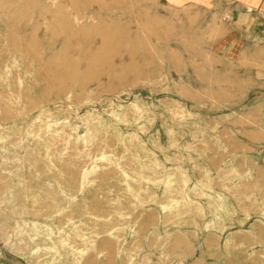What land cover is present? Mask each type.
<instances>
[{
	"label": "rangeland",
	"instance_id": "obj_1",
	"mask_svg": "<svg viewBox=\"0 0 264 264\" xmlns=\"http://www.w3.org/2000/svg\"><path fill=\"white\" fill-rule=\"evenodd\" d=\"M8 1L0 264H264L263 59L160 0Z\"/></svg>",
	"mask_w": 264,
	"mask_h": 264
},
{
	"label": "crops",
	"instance_id": "obj_2",
	"mask_svg": "<svg viewBox=\"0 0 264 264\" xmlns=\"http://www.w3.org/2000/svg\"><path fill=\"white\" fill-rule=\"evenodd\" d=\"M160 1L169 7L191 8L205 15L208 20L202 25V32L207 31L209 35L210 30L216 31L210 53H224L232 62L251 56L264 62V0ZM214 19L218 22L214 23Z\"/></svg>",
	"mask_w": 264,
	"mask_h": 264
},
{
	"label": "bare ground",
	"instance_id": "obj_3",
	"mask_svg": "<svg viewBox=\"0 0 264 264\" xmlns=\"http://www.w3.org/2000/svg\"><path fill=\"white\" fill-rule=\"evenodd\" d=\"M99 1V0H97ZM16 2L13 3V5H15ZM9 4V1L8 0H0V6L2 7H8ZM62 6L60 5L58 7V9L56 10L55 13H52V18L53 20H56V21H59L62 20ZM63 23V26L67 29H71V31H76L77 33L79 32V30L76 28V27H73L71 25H69L68 22H62ZM97 26V25H96ZM48 28H51V27H48ZM103 29H104V35H102V42L105 43V41L108 40V37L109 35H111V32H112V28L111 26H103ZM49 30V29H48ZM66 29H63V32H65ZM75 34L74 36H77L79 34ZM83 36H88L90 37L91 34H89L88 32H85V34ZM71 40H72V37L71 35L68 37L67 39V42L70 44L71 43ZM67 53V52H65ZM79 53H91L90 51H79ZM95 57H92L91 59L87 60V63H86V66H87V69L84 73H82L79 68L72 71V73L70 74H66V75H57L55 77H53L52 79L59 82L60 84H62L65 89L68 88L67 84L69 82H73V83H77V82H84V81H87L90 77L93 76V72H92V68L95 66V60H94Z\"/></svg>",
	"mask_w": 264,
	"mask_h": 264
}]
</instances>
